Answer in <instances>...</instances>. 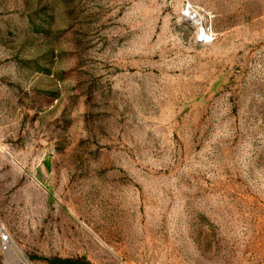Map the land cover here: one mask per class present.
<instances>
[{"label": "rangeland", "instance_id": "obj_1", "mask_svg": "<svg viewBox=\"0 0 264 264\" xmlns=\"http://www.w3.org/2000/svg\"><path fill=\"white\" fill-rule=\"evenodd\" d=\"M0 225L29 264H264V0H0Z\"/></svg>", "mask_w": 264, "mask_h": 264}, {"label": "built area", "instance_id": "obj_2", "mask_svg": "<svg viewBox=\"0 0 264 264\" xmlns=\"http://www.w3.org/2000/svg\"><path fill=\"white\" fill-rule=\"evenodd\" d=\"M0 250L3 264H29L20 251L12 244L8 233L0 225Z\"/></svg>", "mask_w": 264, "mask_h": 264}, {"label": "bare ground", "instance_id": "obj_3", "mask_svg": "<svg viewBox=\"0 0 264 264\" xmlns=\"http://www.w3.org/2000/svg\"><path fill=\"white\" fill-rule=\"evenodd\" d=\"M189 18L194 24H196L199 27V31H200L199 36L205 37L206 33H203L202 32L203 29L200 28L202 23V17L196 11H192L189 13Z\"/></svg>", "mask_w": 264, "mask_h": 264}]
</instances>
